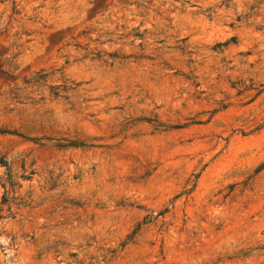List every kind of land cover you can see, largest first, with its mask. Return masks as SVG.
<instances>
[{
	"label": "rangeland",
	"instance_id": "rangeland-1",
	"mask_svg": "<svg viewBox=\"0 0 264 264\" xmlns=\"http://www.w3.org/2000/svg\"><path fill=\"white\" fill-rule=\"evenodd\" d=\"M1 202L0 264H264V0H0Z\"/></svg>",
	"mask_w": 264,
	"mask_h": 264
},
{
	"label": "trees",
	"instance_id": "trees-1",
	"mask_svg": "<svg viewBox=\"0 0 264 264\" xmlns=\"http://www.w3.org/2000/svg\"><path fill=\"white\" fill-rule=\"evenodd\" d=\"M2 166H6V167H8L7 163H5V164L2 165ZM2 186H4V188H5V190H6L5 195H7V194H8V191H7V189H6V185H5V184H2ZM4 204H5V203H3V202L0 203V205H4ZM0 212L3 213V212H4V209H0ZM3 218H4L3 216H0V219H3Z\"/></svg>",
	"mask_w": 264,
	"mask_h": 264
}]
</instances>
